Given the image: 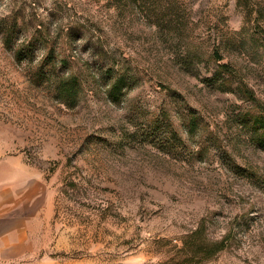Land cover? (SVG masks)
I'll list each match as a JSON object with an SVG mask.
<instances>
[{
	"label": "rangeland",
	"instance_id": "obj_1",
	"mask_svg": "<svg viewBox=\"0 0 264 264\" xmlns=\"http://www.w3.org/2000/svg\"><path fill=\"white\" fill-rule=\"evenodd\" d=\"M1 156L54 202L19 264H264V0H0Z\"/></svg>",
	"mask_w": 264,
	"mask_h": 264
},
{
	"label": "crops",
	"instance_id": "obj_2",
	"mask_svg": "<svg viewBox=\"0 0 264 264\" xmlns=\"http://www.w3.org/2000/svg\"><path fill=\"white\" fill-rule=\"evenodd\" d=\"M36 176L23 163L0 157V264H19L30 257L41 247L40 226L53 221V200H42L32 191Z\"/></svg>",
	"mask_w": 264,
	"mask_h": 264
},
{
	"label": "trees",
	"instance_id": "obj_3",
	"mask_svg": "<svg viewBox=\"0 0 264 264\" xmlns=\"http://www.w3.org/2000/svg\"><path fill=\"white\" fill-rule=\"evenodd\" d=\"M14 35H15L14 31L6 32V34H5L6 41L8 40V41L12 42ZM22 49H24V50H22ZM23 51L26 52L28 55L32 54V52L34 51V41H33V39L30 40L28 42V44L24 45V47H22L20 49L19 48L15 49V53L19 54V55H21V53ZM215 55H216V53H215ZM54 61H55L54 57L53 58L50 57V62H54ZM110 73H111V71H110ZM76 85L77 84H76L74 78L70 77L68 79H65L58 86L59 95L62 96L63 94H66L68 99H74L77 96V93H76L77 87H76ZM113 89H116V86H114ZM246 96L249 99H253V95L248 93V92H247ZM189 239L192 240V242H190V243L192 245V249L194 251V257L195 258L197 257V255L202 256L203 259L204 258L205 259L210 258L212 255H215L216 253H218L219 251H221L224 248V241H221L220 243H218L216 245V247L213 250L204 249V251L206 250L205 251L206 254H204L205 256H203L201 254V250H200V252L198 250L200 248V244H199L200 240H198V238H197V232L196 233L194 232L192 234V236H190ZM186 245H187V243H186ZM199 263H201V262H199Z\"/></svg>",
	"mask_w": 264,
	"mask_h": 264
}]
</instances>
